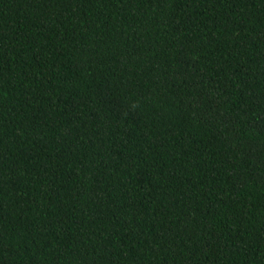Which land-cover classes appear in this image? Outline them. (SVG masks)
I'll use <instances>...</instances> for the list:
<instances>
[{
  "label": "trees",
  "instance_id": "16d2710c",
  "mask_svg": "<svg viewBox=\"0 0 264 264\" xmlns=\"http://www.w3.org/2000/svg\"><path fill=\"white\" fill-rule=\"evenodd\" d=\"M0 264H264V0H0Z\"/></svg>",
  "mask_w": 264,
  "mask_h": 264
}]
</instances>
